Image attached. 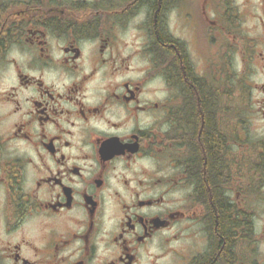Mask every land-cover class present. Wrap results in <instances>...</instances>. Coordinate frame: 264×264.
Instances as JSON below:
<instances>
[{
	"label": "flooded vegetation",
	"instance_id": "obj_1",
	"mask_svg": "<svg viewBox=\"0 0 264 264\" xmlns=\"http://www.w3.org/2000/svg\"><path fill=\"white\" fill-rule=\"evenodd\" d=\"M0 264H264V0H0Z\"/></svg>",
	"mask_w": 264,
	"mask_h": 264
},
{
	"label": "clouds",
	"instance_id": "obj_2",
	"mask_svg": "<svg viewBox=\"0 0 264 264\" xmlns=\"http://www.w3.org/2000/svg\"><path fill=\"white\" fill-rule=\"evenodd\" d=\"M11 55H12V56H17V52H16V51H13V52L11 53ZM57 55L59 56L60 54H57ZM86 71H87V70H86ZM119 79H121V78H120V77H117V80H119ZM64 83H65V84H68L69 81H68V80H65ZM121 90H122V89H121ZM161 95H163V93H161ZM110 118H111V117H110ZM144 126H145L144 124H141V127H144ZM50 127H51V126H50ZM102 127H104L105 131H109V132L112 131L111 129L107 128V126H102ZM131 128H132V124L129 123V124L127 125V128L125 129V131H130ZM165 130H167V126H166V125L161 129V131H165ZM85 151H88V149L86 148ZM122 163H123V162L121 161V162L117 165V171H118V172H119L120 169H121ZM137 164H142L143 167H144L145 169L152 170V168H153V165H151V164L148 162V159H147V158H144V159H140V160H138V161H137ZM137 164H133V165H132V170L135 171V172H139V171H140V168L137 166ZM125 175L130 177V176H131V173H130V172H125ZM140 178L143 179L144 177H140ZM111 182H112V184L116 185V181H115V180H113V181H111ZM133 186H135L134 183H133ZM75 187L80 188L81 185H80V184H77V185H75ZM117 187H118V185H117ZM121 190H122V189H121ZM114 223H115L114 220H107V227L112 226ZM107 227H106L105 230H107ZM151 250H152V251H156L155 248H152Z\"/></svg>",
	"mask_w": 264,
	"mask_h": 264
}]
</instances>
